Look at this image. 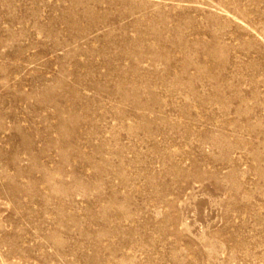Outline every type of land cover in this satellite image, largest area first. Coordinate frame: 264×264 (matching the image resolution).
<instances>
[{"label": "rangeland", "instance_id": "rangeland-1", "mask_svg": "<svg viewBox=\"0 0 264 264\" xmlns=\"http://www.w3.org/2000/svg\"><path fill=\"white\" fill-rule=\"evenodd\" d=\"M0 264H264V0H0Z\"/></svg>", "mask_w": 264, "mask_h": 264}]
</instances>
